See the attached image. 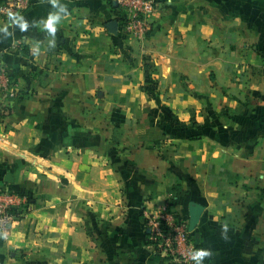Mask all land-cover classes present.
Instances as JSON below:
<instances>
[{
  "label": "crops",
  "instance_id": "crops-1",
  "mask_svg": "<svg viewBox=\"0 0 264 264\" xmlns=\"http://www.w3.org/2000/svg\"><path fill=\"white\" fill-rule=\"evenodd\" d=\"M57 5L34 0L23 31L0 19L20 91L0 121V186L32 197L0 229V264H172L146 247L148 196L187 218L202 206L205 264H264V0H159L129 44L105 27L110 0Z\"/></svg>",
  "mask_w": 264,
  "mask_h": 264
},
{
  "label": "built area",
  "instance_id": "built-area-1",
  "mask_svg": "<svg viewBox=\"0 0 264 264\" xmlns=\"http://www.w3.org/2000/svg\"><path fill=\"white\" fill-rule=\"evenodd\" d=\"M34 0H0V19L11 23L9 13L22 15ZM118 23L117 39L122 44L146 40L158 15L159 0H110ZM16 47V46H15ZM0 121L9 114L13 100L20 97L12 77L0 59ZM32 197L21 190L0 186V229L18 220L30 208ZM143 229L150 253L172 264H198V247L188 229V218L170 199H143ZM201 264H205L201 261Z\"/></svg>",
  "mask_w": 264,
  "mask_h": 264
},
{
  "label": "clouds",
  "instance_id": "clouds-1",
  "mask_svg": "<svg viewBox=\"0 0 264 264\" xmlns=\"http://www.w3.org/2000/svg\"><path fill=\"white\" fill-rule=\"evenodd\" d=\"M53 7H57V0H52ZM60 12H63L66 15H68V10L66 5H59V11L58 12H50L46 19H44L43 25L47 28L49 33H55L56 26L60 23L62 20V17L60 16ZM9 19L14 20L17 22L21 28V30H27L28 28V22L23 19V16L19 14L9 13ZM210 255V252L208 250L198 249L196 252V257L198 264H201V261L203 257Z\"/></svg>",
  "mask_w": 264,
  "mask_h": 264
},
{
  "label": "water",
  "instance_id": "water-1",
  "mask_svg": "<svg viewBox=\"0 0 264 264\" xmlns=\"http://www.w3.org/2000/svg\"><path fill=\"white\" fill-rule=\"evenodd\" d=\"M105 27L113 35H116L118 32V23L115 18L107 21L105 23ZM7 178L8 176L6 177V180H8ZM202 209L203 208L200 204L195 203V202L190 203L189 208H188V229L190 231H193L194 228L197 226L200 220Z\"/></svg>",
  "mask_w": 264,
  "mask_h": 264
},
{
  "label": "rangeland",
  "instance_id": "rangeland-1",
  "mask_svg": "<svg viewBox=\"0 0 264 264\" xmlns=\"http://www.w3.org/2000/svg\"><path fill=\"white\" fill-rule=\"evenodd\" d=\"M142 61H143V63L145 61L144 55L142 57ZM147 71H148L149 81L146 84V88L154 90L155 87L158 86V80H157L156 75H155V73H156L155 72L156 71L155 65L154 64H152L150 66L147 65ZM222 72H224V71H222ZM216 82L218 83L219 81L217 80ZM202 86H203V83H202V81H200L199 83H197L196 88H201Z\"/></svg>",
  "mask_w": 264,
  "mask_h": 264
}]
</instances>
